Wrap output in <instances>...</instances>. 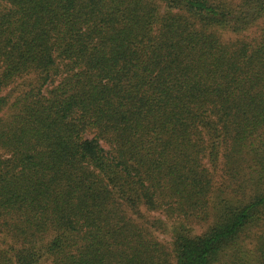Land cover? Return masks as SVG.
Returning <instances> with one entry per match:
<instances>
[{"label": "trees", "instance_id": "trees-1", "mask_svg": "<svg viewBox=\"0 0 264 264\" xmlns=\"http://www.w3.org/2000/svg\"><path fill=\"white\" fill-rule=\"evenodd\" d=\"M0 239V264H264V0H0Z\"/></svg>", "mask_w": 264, "mask_h": 264}, {"label": "rangeland", "instance_id": "rangeland-1", "mask_svg": "<svg viewBox=\"0 0 264 264\" xmlns=\"http://www.w3.org/2000/svg\"><path fill=\"white\" fill-rule=\"evenodd\" d=\"M230 35L227 34L225 38H228ZM222 183L221 179L218 177L217 178V185L220 186V184ZM143 212L145 213L146 218H148L149 220H154V219H161L163 222L166 223V228H164V230L162 229H157L154 231L155 236L162 242L164 243L166 246H168L169 248H171V244H172V234H171V222L167 221L165 219V217L163 216L162 213H147L143 210ZM204 230L203 227L201 226H195V233L200 234L202 231ZM0 247L5 248V244L2 243L1 239H0Z\"/></svg>", "mask_w": 264, "mask_h": 264}]
</instances>
